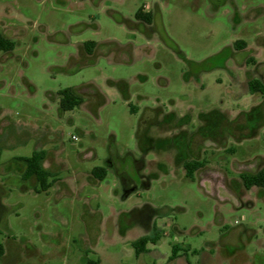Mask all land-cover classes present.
I'll return each instance as SVG.
<instances>
[{"label":"rangeland","instance_id":"1","mask_svg":"<svg viewBox=\"0 0 264 264\" xmlns=\"http://www.w3.org/2000/svg\"><path fill=\"white\" fill-rule=\"evenodd\" d=\"M0 36L15 43L0 50V264H264V199L241 180L264 167V126L207 140L193 179L160 148L210 112L234 119L264 102L249 87L264 85V0H0ZM65 89L83 103L62 110ZM150 120L158 146L143 154ZM41 150L49 192L23 177L22 158ZM143 208L151 230L131 215ZM154 226L160 240L138 256L132 243Z\"/></svg>","mask_w":264,"mask_h":264},{"label":"trees","instance_id":"2","mask_svg":"<svg viewBox=\"0 0 264 264\" xmlns=\"http://www.w3.org/2000/svg\"><path fill=\"white\" fill-rule=\"evenodd\" d=\"M136 19L144 26L146 34L149 36L153 30V15L152 12L146 11L144 7L140 8L136 13ZM127 21V20H126ZM97 44L94 41H89L85 43V50L87 53H93ZM236 47L239 49H244L246 43L239 41L236 43ZM15 48V43L8 38L0 36V50L12 51ZM249 87L253 92L264 93V85L258 80L249 81ZM60 108L64 111H70L74 108L80 106L83 103V98L75 93L72 89H65L59 92ZM131 111L136 113L137 110L131 107ZM169 119V120H168ZM203 125L197 131L196 137L210 140L212 142L221 143L228 137L234 138L236 141L240 142L245 138H250L255 135V132L262 126H264V102L254 108L250 112L242 113L234 119H230L225 113L219 111L210 112L207 115L201 117ZM165 120V119H164ZM168 120L167 126L164 127L169 130H173L180 123L173 122L174 117L170 115L166 117ZM162 123V122H161ZM158 121L150 120L147 122L146 129L144 128L139 135V148L143 154H148L151 151L157 149L158 144L154 141L151 136V130L157 128L160 125ZM176 125V126H175ZM165 151L175 150L177 151V158L182 161L185 166L187 177L193 179L195 173L205 167V162L200 159L193 158L190 156L187 149L186 143L181 138L174 137L167 140V144L162 145ZM46 157V152L34 151L31 156L22 158L26 165L23 177L24 179L35 178L37 183L40 185V189L36 192H49L53 187L55 179L51 172H49L44 167V161ZM1 159V151H0ZM143 163V162H142ZM161 167H165L164 163H161ZM93 174L99 179L105 178L107 175L105 168H95ZM241 180L243 186L247 190L253 188L257 189L258 195L264 199V167L260 168L254 173H242ZM148 185V180L146 181ZM123 217V215H122ZM123 227V226H122ZM122 227L121 232H122ZM160 240V235L158 234L157 227H153V233L151 235L142 236L132 243L136 250L138 256L149 252V244H157ZM180 248L178 245H174L172 248V256L169 261H175L180 257ZM6 253V246L0 243V258H3ZM89 264H100L99 261L89 262Z\"/></svg>","mask_w":264,"mask_h":264},{"label":"flooded vegetation","instance_id":"3","mask_svg":"<svg viewBox=\"0 0 264 264\" xmlns=\"http://www.w3.org/2000/svg\"><path fill=\"white\" fill-rule=\"evenodd\" d=\"M196 134H197V132L187 133V132L181 130L180 133H177V135L175 136V137L181 138V140H184L190 155L196 154V152L199 151V148L203 146V143H205L207 141L206 139L196 137ZM193 158H196V157H193ZM174 161H175V163H177V161H178L177 160V151H175ZM143 178L146 179L145 180V182H146L147 181L146 176H143ZM144 209L145 208L136 209L131 213V215L134 213L133 214L134 221H136V222L139 221V223H141L143 225L144 229L150 227V230H151L152 225H150L149 222L153 218V214L149 210L147 211ZM140 214H141V216L139 217ZM145 220L146 221L148 220V225H147V222Z\"/></svg>","mask_w":264,"mask_h":264},{"label":"crops","instance_id":"4","mask_svg":"<svg viewBox=\"0 0 264 264\" xmlns=\"http://www.w3.org/2000/svg\"><path fill=\"white\" fill-rule=\"evenodd\" d=\"M7 124H9V125H10V123H9V122H8ZM5 126H6V125H5ZM3 131H4V130H2V131L0 130V134H2V133H3ZM147 248H148V247H147ZM148 250H149V249H148ZM206 257H207L208 259H211V260H212V258H211L210 256H208V255H207ZM179 258H180V257H179ZM179 258H177L176 260H178ZM188 263H189V262H188Z\"/></svg>","mask_w":264,"mask_h":264},{"label":"built area","instance_id":"5","mask_svg":"<svg viewBox=\"0 0 264 264\" xmlns=\"http://www.w3.org/2000/svg\"><path fill=\"white\" fill-rule=\"evenodd\" d=\"M76 139V138H75Z\"/></svg>","mask_w":264,"mask_h":264}]
</instances>
